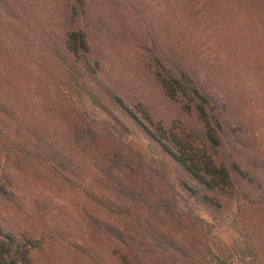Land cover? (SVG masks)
<instances>
[{"label": "rangeland", "instance_id": "374dc122", "mask_svg": "<svg viewBox=\"0 0 264 264\" xmlns=\"http://www.w3.org/2000/svg\"><path fill=\"white\" fill-rule=\"evenodd\" d=\"M157 69L211 99L219 146ZM146 114L231 186L204 190ZM0 230L32 264H264V0H0Z\"/></svg>", "mask_w": 264, "mask_h": 264}, {"label": "trees", "instance_id": "16d2710c", "mask_svg": "<svg viewBox=\"0 0 264 264\" xmlns=\"http://www.w3.org/2000/svg\"><path fill=\"white\" fill-rule=\"evenodd\" d=\"M77 5L72 3L73 13L77 14ZM68 50L81 60H85L89 52V46L85 34L79 29H71L66 40ZM86 61V60H85ZM155 74L168 96L182 95L187 98L184 107L187 111L194 109L204 126V134L207 142L214 146L220 145V136L216 135L218 123L215 122L213 111L215 110L211 99L196 87L190 79L166 75L161 69ZM119 100L120 105L122 101ZM130 116L137 118L132 109L123 107ZM147 125L141 123L150 137L157 143L161 151L167 154L178 166L191 176L207 192L224 190L233 183L232 172L239 171L237 165L232 169L224 163H217L205 150L200 152L191 145L187 148L181 137L175 132L167 131L160 124H155L146 114ZM217 127V128H216ZM219 134V133H218ZM205 202H213L214 199L204 194L197 195ZM34 240L28 237L18 238L11 232L0 230V264H32L30 250L34 246ZM126 264L129 263L124 256ZM124 262V264H125Z\"/></svg>", "mask_w": 264, "mask_h": 264}]
</instances>
